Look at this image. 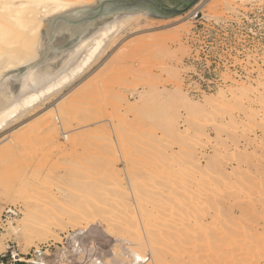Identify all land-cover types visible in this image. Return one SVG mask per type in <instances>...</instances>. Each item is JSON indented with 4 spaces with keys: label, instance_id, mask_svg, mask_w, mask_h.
<instances>
[{
    "label": "rangeland",
    "instance_id": "rangeland-1",
    "mask_svg": "<svg viewBox=\"0 0 264 264\" xmlns=\"http://www.w3.org/2000/svg\"><path fill=\"white\" fill-rule=\"evenodd\" d=\"M198 4L0 125V264H264V0Z\"/></svg>",
    "mask_w": 264,
    "mask_h": 264
},
{
    "label": "water",
    "instance_id": "water-1",
    "mask_svg": "<svg viewBox=\"0 0 264 264\" xmlns=\"http://www.w3.org/2000/svg\"><path fill=\"white\" fill-rule=\"evenodd\" d=\"M97 4L87 7H74L61 13L43 17L39 6L26 5L5 14L14 25L27 30L34 19H25L24 14L35 12L42 22L41 45L38 55L23 62L19 67L2 71L5 56L0 55V111L18 101L24 94L36 92L66 69L97 40L89 45L73 50L106 25L129 17L167 18L185 14L199 0H97ZM9 11V8H7ZM74 25L69 41L59 47H52L53 33Z\"/></svg>",
    "mask_w": 264,
    "mask_h": 264
},
{
    "label": "bare ground",
    "instance_id": "bare-ground-1",
    "mask_svg": "<svg viewBox=\"0 0 264 264\" xmlns=\"http://www.w3.org/2000/svg\"><path fill=\"white\" fill-rule=\"evenodd\" d=\"M88 1L89 0H0V55L5 56L4 63L1 66V70L7 68L9 65L14 66L15 64L17 65V63L19 65L20 62H23V60H26L27 57L34 54L35 47L37 45V42L39 41L38 39L42 27V22L39 21V19L36 17L35 12H27L26 14H24L25 19H34L33 23L27 30H23L11 23V21L7 18L5 14L13 12L15 8L19 10L23 9L26 7V5L39 6L38 10H42L46 6L47 10L41 11L40 13L43 17L46 18L52 14L61 13L74 7L90 6L88 5ZM198 6L199 4H196L195 7L193 6V10L191 9V11H189L188 13H191V15L194 14ZM7 8H9V11ZM122 20L126 21L124 20V18ZM118 21L119 23L121 22L120 20ZM118 21L106 25L93 36L83 41L82 44L78 47V49L89 45L94 40L99 39L95 41L80 56V58L75 62V64L66 69L64 72H62L60 75L55 77L53 80H51L49 83L44 85L36 92L24 94L18 101L1 110L0 125H2L4 122L6 124L8 119H10L18 110H20L21 107L26 106V104H31L30 102H34L36 101V99H40L41 97L48 96L49 94H53L61 90L71 79L74 78V75L76 76V74H78L79 72L81 73L82 71H84L86 67L91 64L92 60H94L98 51L102 49V45L106 43V37H108L111 30L115 27V24L117 23L119 25ZM74 29V25H68L63 30H60L59 34L66 33L70 37V32H72ZM56 36L57 31L53 33V39L56 38ZM53 39L50 41V45L52 44ZM57 106V104H53V107L50 110L54 109L57 111ZM102 233H104V231H102ZM102 233L101 236L103 235ZM144 244L149 246V242H145ZM10 254L11 259L14 261L12 264H33L34 257L24 258L18 256L14 252H10ZM136 258H141V256L136 255ZM152 264H154V262Z\"/></svg>",
    "mask_w": 264,
    "mask_h": 264
}]
</instances>
